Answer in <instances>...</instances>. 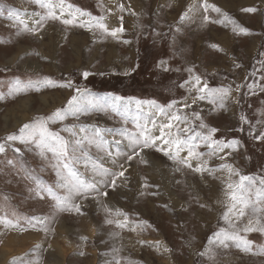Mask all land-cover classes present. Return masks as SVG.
Instances as JSON below:
<instances>
[{"label":"rangeland","instance_id":"1","mask_svg":"<svg viewBox=\"0 0 264 264\" xmlns=\"http://www.w3.org/2000/svg\"><path fill=\"white\" fill-rule=\"evenodd\" d=\"M132 1L64 0L61 15L60 0H52L60 18L45 21L33 34L9 20L7 12L17 13L31 28L47 9L31 0H0V143L5 147L0 152V216L15 225L0 223V264H264V232H240L252 242L249 251L236 241L224 246L213 238L221 228L233 231L229 221L237 230L248 220L264 223V196H257L264 180V139H256L264 132V0H223L230 8L216 0ZM76 9L85 15L76 13V22L65 25L62 21L72 19ZM93 17H102L109 32L121 24L124 31L113 37ZM195 76L209 88H230L223 107L219 99L192 103ZM43 77L56 86L35 83ZM17 81L28 90L9 95ZM68 81L72 87L60 86ZM76 88L107 110L86 108L48 122L51 132L70 142L74 159L58 160L46 149L42 154L35 140H6L23 124L65 107ZM211 128L218 129L213 139L236 140L237 146L209 155L202 136ZM195 133H201L192 141L199 145L195 151L205 155L197 161L184 148L171 159L175 144L164 141ZM129 135L159 139L151 147H133ZM63 163L75 173L74 182L94 188L74 194L69 210L59 211L55 197L68 195L57 176ZM198 165L207 170L194 171ZM121 171L123 177L112 175ZM61 173L68 170L61 168ZM240 176L251 178L243 182L248 191L237 193L249 204H237L226 221L232 203L228 194ZM37 184L52 194L38 196ZM71 205H79L80 212ZM240 210L244 216L237 219Z\"/></svg>","mask_w":264,"mask_h":264},{"label":"snow or ice","instance_id":"2","mask_svg":"<svg viewBox=\"0 0 264 264\" xmlns=\"http://www.w3.org/2000/svg\"><path fill=\"white\" fill-rule=\"evenodd\" d=\"M32 3L38 4L41 8L47 9V12L45 15H42L40 19L35 21V27H29L28 24L24 23L23 20L20 19L17 13L9 10L7 12V18L9 20H15L17 23L23 25L24 31H30L33 34L38 33L44 26V22L49 19H59L55 13V7L52 3V0H31ZM59 7L61 8V15L63 14L64 10V0H60ZM68 7H71L69 5ZM123 8V5L120 6ZM213 9L217 12H220L221 10L216 7L215 5L212 6ZM242 11L245 12H254L256 11L255 8H245L242 9ZM76 13H79L80 15H85V13L80 12L79 9H76V11L72 15V19H64L62 22L65 25H72L76 22ZM90 15V14H87ZM185 16L187 13L184 14ZM0 16H4V9L0 7ZM183 18V17H182ZM95 20V23L98 27L104 29L105 32H109V29L106 24H104L103 18H92ZM121 21L123 20V17L120 18ZM205 19H208L205 17ZM83 26V24H81ZM123 26L121 24L120 27L111 29L109 34L113 37H117L118 33L123 32ZM241 32H247L248 30L245 28L240 29ZM213 47H217L216 45H213ZM191 72L192 69H189ZM89 73L85 72L84 76H88ZM33 82L30 80L29 85H31ZM35 83L39 84L40 87H47V86H53L55 87L57 82L52 80L50 77H43L42 80L36 81ZM186 84L189 83L188 81L185 82ZM61 87H72V82L68 81L67 83L61 84ZM192 87L196 90L197 96L192 100V103L195 104L197 100L203 101L206 98H209L212 103H215L217 99L220 100V106L223 107V100L227 98L230 88L228 87H222V88H209L207 83L201 84V77L195 76L194 81L192 83ZM251 87V85L249 86ZM28 86L20 87V82L17 81V85L14 86L12 89L9 90V95H16L21 92L27 91ZM39 90V88H37ZM74 95H72L65 107L56 109L51 115L47 117H37L33 122L31 123H25L23 126L19 129V134L12 133L6 136V140L8 141H15L20 140L22 142H27L29 140H35L38 145L42 148V154L43 150L46 149L47 151L52 152L57 156V159H63V160H69L74 159L75 157L70 155V142L68 140H65L63 137H60L58 134L51 132L49 128L47 127L48 122H56L58 120H64L68 116H76L78 113L84 111L86 108H98L101 111H106V107L101 101L96 100L95 98L91 97L90 93H87V91H81V89L76 88ZM217 94H220L219 96ZM4 98V94L0 93V99ZM175 103V102H174ZM139 106V105H138ZM169 109H171L172 105L168 106ZM184 107H189V105L186 103ZM114 111H116L115 108H113ZM163 111V109H161ZM121 115H124L123 113H120ZM196 119H200L199 113H193ZM176 120H180L181 117L176 116L174 117ZM243 119V118H242ZM170 127V125H169ZM200 127H207L203 123H201ZM80 131H84L83 128L80 129ZM99 131V130H98ZM121 135L124 134V130H120ZM184 131H191L190 128H186ZM218 129L211 128L209 130V133L207 135L202 136V141L206 145L209 146L211 149L209 155H215L217 151L222 152L225 148H235L238 144V141L232 140L231 142H224V141H217L213 139V134L216 133ZM146 132V129H145ZM196 136H201V133H195V136L188 137L187 139H180L177 137L174 140H165L164 144L171 146L172 144H175L176 147V153L171 156V159L176 160L177 156H179L180 151L184 150V148L187 149V155L189 158L195 159L199 161L205 154L201 152L195 151L199 145L192 143V141L195 139ZM129 141L133 145V147L137 145H142L143 148L151 147L153 144H155V139L159 138H152L150 136L145 135L144 139H139L135 136L129 135ZM102 139V137L100 138ZM256 139H264V132L260 134V136H257ZM90 142H96V141H90ZM75 143L78 145L80 144V141L77 140ZM99 146V145H98ZM141 148V151L143 150ZM5 147L3 143H0V152H4ZM74 151V149H72ZM161 151H165V155H169V152L165 149H161ZM228 155V154H225ZM129 159H132L131 156L128 157ZM221 159H224L225 157H220ZM181 163H185L187 167L192 168L191 162L189 160H181ZM207 161H203V165H206ZM203 165H198L195 167L194 171L196 172H202L203 170H207L203 167ZM61 168L68 170L67 175H63L61 173ZM220 168L227 169L230 173L233 171L231 165L228 164H221ZM105 173L107 170H103ZM114 177H123L124 172L121 171L119 173H113ZM57 176L60 177V187L66 188L68 190V195L60 198L55 197L56 204L55 208L56 210L63 211V210H69V205L71 202V198L74 194H79L81 190L88 191L89 189H93V185H83L82 182L75 181L74 177L75 173L71 171L70 166L68 163H63L62 165L57 167ZM250 177L240 176V184L236 186L235 191H230L229 196L232 201L230 206L228 207V210L224 213V220L229 221V213L233 211L237 207V204L242 205L243 207H247L249 204V200L245 198L244 195H238L237 193H244L247 192L248 189L244 186L245 180H250ZM262 187L260 189H257V196H264V180L261 181ZM111 186L116 187V180L113 179L111 181ZM228 189H233V184L229 183L227 185ZM42 191H46L49 195L52 194V189L47 188L43 189L41 185L37 184L36 194L39 196L41 195ZM104 195H107V193H104ZM42 198V197H41ZM72 208L75 209V211L80 212L79 205H71ZM244 212L240 210L238 212L237 219L239 217H243ZM0 223H5L6 225L15 226L12 224V221L8 220L5 221V219L0 216ZM108 223H113V221L109 220ZM231 224L233 231H228L224 228H221L218 232L214 233V239L219 242V244L227 246V241H236V246L238 248H241L244 251L250 250L251 241L247 240L243 235L240 234V232H264V223L261 222V220L257 219L255 221L248 220L246 226H244L242 229L237 230L236 225L233 221H229ZM123 226V225H118ZM213 238L209 239V244L213 243ZM143 243V242H142ZM15 264V260H14Z\"/></svg>","mask_w":264,"mask_h":264},{"label":"bare ground","instance_id":"3","mask_svg":"<svg viewBox=\"0 0 264 264\" xmlns=\"http://www.w3.org/2000/svg\"><path fill=\"white\" fill-rule=\"evenodd\" d=\"M132 1V0H131ZM218 3H220L223 7H227L228 6V8H230L231 7V5L230 4H226V3H224V1L223 0H216ZM251 2L250 0H244V2ZM136 2V1H135ZM138 2V1H137ZM255 1H253V3H254ZM258 2V1H257ZM132 3H134L133 1H132ZM132 3H130V4H132ZM20 5H21V3H19ZM245 4V3H244ZM247 4V3H246ZM58 5V4H57ZM133 5H135V3L133 4ZM225 5V6H224ZM136 6V5H135ZM139 7V6H138ZM143 7V6H142ZM25 8H27V7H25ZM138 9V8H137ZM138 12V11H137ZM32 17V16H31ZM90 23V22H89ZM232 37V36H231ZM258 45H259V43H258ZM257 49V48H256ZM44 101V100H43ZM136 106V105H135ZM131 116V115H130ZM16 122H18V121H16ZM18 123H20V122H18ZM160 130V129H159ZM147 154V153H146ZM149 155V154H148ZM151 157V156H150ZM152 159H155V157H151ZM149 160V159H148ZM155 162V161H154ZM159 164V163H158ZM158 166V165H157ZM134 169L135 168H133V170L132 171H134ZM216 216V215H215Z\"/></svg>","mask_w":264,"mask_h":264},{"label":"trees","instance_id":"4","mask_svg":"<svg viewBox=\"0 0 264 264\" xmlns=\"http://www.w3.org/2000/svg\"><path fill=\"white\" fill-rule=\"evenodd\" d=\"M138 98H143V99H154L153 97H138Z\"/></svg>","mask_w":264,"mask_h":264},{"label":"crops","instance_id":"5","mask_svg":"<svg viewBox=\"0 0 264 264\" xmlns=\"http://www.w3.org/2000/svg\"><path fill=\"white\" fill-rule=\"evenodd\" d=\"M3 225V224H2ZM4 226V225H3Z\"/></svg>","mask_w":264,"mask_h":264}]
</instances>
